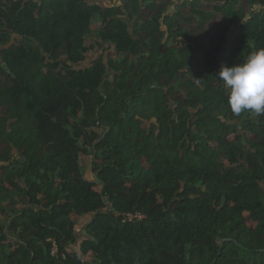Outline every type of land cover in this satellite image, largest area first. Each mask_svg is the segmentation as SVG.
Returning <instances> with one entry per match:
<instances>
[{
    "label": "trees",
    "instance_id": "obj_1",
    "mask_svg": "<svg viewBox=\"0 0 264 264\" xmlns=\"http://www.w3.org/2000/svg\"><path fill=\"white\" fill-rule=\"evenodd\" d=\"M186 1L0 0V264H264V114L217 78L264 48V0L196 32ZM93 32L115 56L77 67Z\"/></svg>",
    "mask_w": 264,
    "mask_h": 264
},
{
    "label": "clouds",
    "instance_id": "obj_2",
    "mask_svg": "<svg viewBox=\"0 0 264 264\" xmlns=\"http://www.w3.org/2000/svg\"><path fill=\"white\" fill-rule=\"evenodd\" d=\"M217 78L228 90V103L234 114H264V48L251 52L242 62L222 65Z\"/></svg>",
    "mask_w": 264,
    "mask_h": 264
},
{
    "label": "rangeland",
    "instance_id": "obj_3",
    "mask_svg": "<svg viewBox=\"0 0 264 264\" xmlns=\"http://www.w3.org/2000/svg\"><path fill=\"white\" fill-rule=\"evenodd\" d=\"M88 2H96L101 5H109V0H87ZM119 0H112V3H117ZM111 3V4H112ZM215 3V0H211L209 2H206L204 0H199L198 2L193 0H187L184 3V6L179 7L176 4H173L169 7V15H174L180 8L181 14L176 13V18H178L179 22L181 23L182 27L189 32H196V31H206L208 30V22H201L199 19L194 18V15L191 13L192 8H199L203 10H212V5ZM192 18V21H187L186 19ZM219 14H215L212 18L211 22H215L219 19ZM101 20L94 18L91 22V28L92 30H96L100 27ZM213 33V32H212ZM210 33L211 35H213ZM85 45L88 47V51L85 53V59L84 61L77 65V67H85L90 65L96 58L100 56H104V58H108L111 56H115L114 54V48L111 47L108 43L100 44L98 42V39L96 38L94 32L87 37L85 40ZM91 157L89 155H81L80 157V165L82 172L84 176L88 179H96V173L92 171L91 166ZM2 222L6 220L5 216L0 217ZM91 219V216H83L81 218H78L77 220V230L79 237H82L83 233V227L84 225ZM73 248H77L76 246H73Z\"/></svg>",
    "mask_w": 264,
    "mask_h": 264
}]
</instances>
